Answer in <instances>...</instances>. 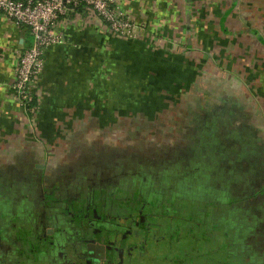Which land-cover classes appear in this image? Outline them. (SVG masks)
I'll return each mask as SVG.
<instances>
[{"label": "rangeland", "instance_id": "1", "mask_svg": "<svg viewBox=\"0 0 264 264\" xmlns=\"http://www.w3.org/2000/svg\"><path fill=\"white\" fill-rule=\"evenodd\" d=\"M243 46L247 48H229V53H247L248 41ZM260 49L253 61L250 55L242 54L243 60L238 61L241 69L236 71L226 66L217 48L211 55L202 56L180 55L174 47V53L140 60L127 72L121 69L123 65L106 72L107 57L99 56L100 69L91 80L100 85L99 101L92 105L90 99L83 101L84 119L76 121L75 129L68 123L66 135L56 131L49 140L34 139L31 143L35 150L20 153L22 161L15 164L13 158L9 162L13 164H0L2 202L14 212L21 203L38 196L37 205L45 210L46 199L57 195L61 188L66 195L80 185L93 183L96 179L91 171L97 174L100 169L110 172L144 168L162 173L180 166L196 171L197 178L215 192L226 189L227 205L205 206L204 202L202 208L210 213L207 223L211 226L193 212L190 217L181 212L159 217L169 222L167 228H160L162 235L154 237L143 252L137 247L132 249L131 256L123 261L264 264V47ZM114 60L116 65L121 58L115 54ZM259 68L263 70L258 72ZM107 82L112 84L102 88ZM87 112L97 116L91 118ZM33 113L28 114L29 128ZM34 136L42 137L38 132ZM11 144L14 148L20 146L16 141ZM20 147L22 150L26 145ZM185 208L189 212L192 207L186 202ZM226 210L232 218L250 226L242 244L233 240L234 227L228 226L226 236L223 225L215 228L218 234L212 229L216 217H225ZM7 217L10 213L0 220L6 221ZM143 228L150 231L148 225ZM135 232L141 238V231L131 233ZM143 237L147 238L146 234ZM77 251L74 255L69 252L68 257H75ZM227 252L232 256L228 257Z\"/></svg>", "mask_w": 264, "mask_h": 264}, {"label": "crops", "instance_id": "2", "mask_svg": "<svg viewBox=\"0 0 264 264\" xmlns=\"http://www.w3.org/2000/svg\"><path fill=\"white\" fill-rule=\"evenodd\" d=\"M116 3L134 21L136 38L110 32L85 7L60 19L57 31L63 42L46 50L43 69L32 86L36 109L31 128L29 116L10 89L19 53L31 45V37L25 27L0 14V164L8 166L22 161L20 153L35 150L31 143L34 139L35 142L49 140L56 131L66 135L68 123L73 129L77 127L76 121L84 119L83 101L90 99V105L99 101L100 85L92 82L100 69L99 56L107 57L106 72L122 65L121 69L127 72L138 66L140 60L174 53L171 50L174 47L180 55L201 53L202 56L211 55L217 48L227 61L226 66L236 71L241 69L238 61L243 60L242 54L250 55L253 61L254 53L264 47V0H116ZM246 41L250 45L247 53H229V48H247L243 46ZM115 54L121 58L116 65ZM262 70L259 68L258 72ZM111 84L107 82L101 87ZM86 114L91 118L97 116ZM34 132L42 137L37 139ZM13 141L26 147L14 148ZM13 158L15 162L9 163ZM218 192L225 195L228 203L226 189ZM246 227L250 229L249 224ZM244 233L242 226L238 234ZM238 243L243 242L238 240Z\"/></svg>", "mask_w": 264, "mask_h": 264}, {"label": "flooded vegetation", "instance_id": "3", "mask_svg": "<svg viewBox=\"0 0 264 264\" xmlns=\"http://www.w3.org/2000/svg\"><path fill=\"white\" fill-rule=\"evenodd\" d=\"M196 174L180 166L173 172L164 170L162 173H152L144 168L110 172L100 169L97 174L91 171V176L95 175L96 179L93 183L80 185L74 193L66 195L62 194L61 188L57 195L51 194L46 199L45 210L37 205L40 198L36 196L34 200L21 203L13 212L10 205L2 202L3 192L0 191V219L10 213L6 221L0 220V250L3 251L0 264H23L24 259H29V264H127L123 258L131 256L132 249L137 247L143 252L154 237L162 235L160 228L169 226V222L161 221L159 217H173L174 212L184 214L186 202L189 207L200 204L192 212L211 226L207 223L210 213L202 205L204 202L205 206L227 205V201ZM119 187L131 191L129 200L118 204L115 210L110 198ZM148 207L156 210L150 211ZM231 214L226 210L223 215L229 217H216L212 229L223 225L226 236L228 226L234 227L233 240L243 242V236L245 239L250 229ZM130 221L132 225H129ZM145 225L150 231H142ZM242 226L244 235L238 234ZM132 230H140L141 238L139 232L134 234ZM214 232L218 234L216 230ZM75 249L79 250L76 256L68 257L69 252L75 254ZM227 253L226 256H232ZM170 264H179V260Z\"/></svg>", "mask_w": 264, "mask_h": 264}, {"label": "built area", "instance_id": "4", "mask_svg": "<svg viewBox=\"0 0 264 264\" xmlns=\"http://www.w3.org/2000/svg\"><path fill=\"white\" fill-rule=\"evenodd\" d=\"M85 7L110 32L125 38H136L134 21L122 13L116 0H0V14L28 30L31 45L19 53L10 89L22 111H35L32 86L44 65V54L63 42L58 22L70 11Z\"/></svg>", "mask_w": 264, "mask_h": 264}, {"label": "trees", "instance_id": "5", "mask_svg": "<svg viewBox=\"0 0 264 264\" xmlns=\"http://www.w3.org/2000/svg\"><path fill=\"white\" fill-rule=\"evenodd\" d=\"M181 174H184V173H181ZM109 189V188H108ZM130 191H131V189H129V188H122V187H119V188H117V190L116 191H114L113 192V194H112V196H111V198H110V202H111V206L115 209V210H117V206H119L118 204H120L121 202H123L124 200H129V196H130ZM106 192H109V190H107ZM136 194V193H135ZM138 194V193H137ZM135 195V197H138V195ZM222 195H224V194H222ZM225 196V195H224ZM224 199H225V201L227 200V198H225L224 197ZM200 205V204H199ZM198 204H196L195 205V207H192V208H190V210H189V212L187 211V212H184L185 214H186V216L187 215H189V217L190 216H192L191 215V212L193 211H195L196 210V208L199 206ZM189 213V214H188ZM196 213V212H195ZM117 221V220H116ZM115 221V222H116ZM156 221V220H155ZM118 222V221H117ZM127 223H129V222H127ZM133 223L130 221V223H129V225H132ZM194 224V223H193ZM192 224V225H193ZM134 228H136V226H133ZM224 246V248H225V250L227 249L226 247V245L224 244L223 245ZM232 258V257H231Z\"/></svg>", "mask_w": 264, "mask_h": 264}]
</instances>
